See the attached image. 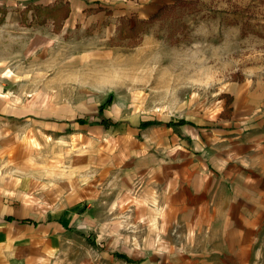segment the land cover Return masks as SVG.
Returning a JSON list of instances; mask_svg holds the SVG:
<instances>
[{
    "label": "crops",
    "instance_id": "crops-1",
    "mask_svg": "<svg viewBox=\"0 0 264 264\" xmlns=\"http://www.w3.org/2000/svg\"><path fill=\"white\" fill-rule=\"evenodd\" d=\"M70 5L60 33L52 25L36 49L48 52L77 33L93 47L127 41L119 35L136 16L132 7ZM26 79L14 75L12 87ZM223 94L217 107L191 115L136 110L114 98L101 114L105 100L48 115L28 93L1 94L0 264H51L80 238L89 246L85 264H256L264 240V76L230 82Z\"/></svg>",
    "mask_w": 264,
    "mask_h": 264
},
{
    "label": "rangeland",
    "instance_id": "rangeland-1",
    "mask_svg": "<svg viewBox=\"0 0 264 264\" xmlns=\"http://www.w3.org/2000/svg\"><path fill=\"white\" fill-rule=\"evenodd\" d=\"M34 1L0 0V95H13V88L28 93L34 109L48 115L62 105L91 106L109 97L151 113H204L217 107L228 83L264 76V0H181L185 4L170 15L141 25L134 39L93 47L76 32L55 40L48 52L34 46L52 33L54 22L42 25L34 10L25 11L41 7ZM114 1L136 11L135 26L179 0L99 3ZM56 5L71 10L70 0L48 7ZM14 75L27 78L25 84L12 87ZM85 247L81 238L66 242L51 264H85ZM261 248L256 264H264V240Z\"/></svg>",
    "mask_w": 264,
    "mask_h": 264
},
{
    "label": "trees",
    "instance_id": "trees-1",
    "mask_svg": "<svg viewBox=\"0 0 264 264\" xmlns=\"http://www.w3.org/2000/svg\"><path fill=\"white\" fill-rule=\"evenodd\" d=\"M185 3L181 0L175 2L174 4L172 5H164L163 7H161V9L153 14L152 16H150L149 20H147L146 22H135V26L129 31V33H127L126 35H119V39H123V40H126V39H134L136 37V35H138L139 33V27L141 25H144V24H150V23H154L156 21H159L163 18H165V16H168L171 14V12L174 10V9H177L180 5H184ZM29 10H34L35 11V16L37 18H42V20L40 21V24L42 25H45V23L48 21V20H53L54 22V26H55V29H54V32L55 33H60V31L63 29V21L67 20L71 14V10L69 8L68 5H65V6H53V7H48V6H45L44 8L43 7H28L25 11L29 12ZM60 20V21H59ZM56 24V25H55ZM245 32H243V35H244ZM229 101H231V99H229ZM113 102V99L111 97H109L107 99V102L102 105L100 107V114L103 113V111L107 108L108 105L112 104ZM79 121L81 122H84V120H81L79 119ZM184 122L183 120L180 122L182 123ZM103 123H105L106 125H114V123L111 121V120H106V119H103ZM150 123H142V127H147ZM120 257H123V256H120ZM128 262L133 263V261H130L129 259H127Z\"/></svg>",
    "mask_w": 264,
    "mask_h": 264
}]
</instances>
